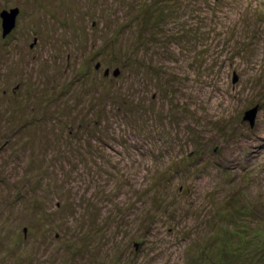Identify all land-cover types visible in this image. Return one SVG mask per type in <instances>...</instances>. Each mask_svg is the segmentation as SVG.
Masks as SVG:
<instances>
[{
	"label": "rangeland",
	"instance_id": "1",
	"mask_svg": "<svg viewBox=\"0 0 264 264\" xmlns=\"http://www.w3.org/2000/svg\"><path fill=\"white\" fill-rule=\"evenodd\" d=\"M15 5L0 264H264V0Z\"/></svg>",
	"mask_w": 264,
	"mask_h": 264
},
{
	"label": "water",
	"instance_id": "2",
	"mask_svg": "<svg viewBox=\"0 0 264 264\" xmlns=\"http://www.w3.org/2000/svg\"><path fill=\"white\" fill-rule=\"evenodd\" d=\"M18 12H19L18 6L12 7L10 10L5 9L2 11L1 14L3 17V29H4L3 32H4V34L10 32L11 29L15 26L16 16H17ZM98 65H99V63H97V66ZM108 69L109 68L106 69V71H105L106 73L109 71ZM118 72H119V68L116 67L115 73H118ZM237 79H238V74L235 71L234 76H233V82H235ZM257 109H258V105H255V106L250 107L249 109H247L245 111L244 118L249 119L251 124H253V122H254V118L256 116Z\"/></svg>",
	"mask_w": 264,
	"mask_h": 264
},
{
	"label": "flooded vegetation",
	"instance_id": "3",
	"mask_svg": "<svg viewBox=\"0 0 264 264\" xmlns=\"http://www.w3.org/2000/svg\"><path fill=\"white\" fill-rule=\"evenodd\" d=\"M16 6H18V5L11 6V7H8V8H6V7L2 8V10H1V12H0V19H1L2 30H4V29H3V17H2V14H1L2 11L5 10V9H6V10H10L12 7H16ZM19 12H20V9H19ZM19 12H18V13H19ZM17 15H18V14H17ZM15 25H16V24H15ZM13 28H14V27H13ZM13 28H12V29H13ZM12 29H11V31H12ZM2 33H3V35H5L3 31H2ZM8 33H9V32H8ZM6 35H7V33H6ZM36 40H37V38H34V40L31 42V45H34V43L36 42Z\"/></svg>",
	"mask_w": 264,
	"mask_h": 264
}]
</instances>
